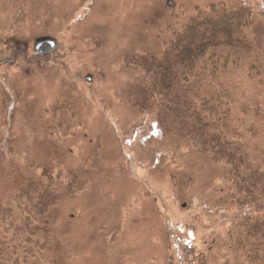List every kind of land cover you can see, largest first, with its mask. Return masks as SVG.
Returning <instances> with one entry per match:
<instances>
[{
  "label": "rangeland",
  "instance_id": "1",
  "mask_svg": "<svg viewBox=\"0 0 264 264\" xmlns=\"http://www.w3.org/2000/svg\"><path fill=\"white\" fill-rule=\"evenodd\" d=\"M210 4L264 11V0H0V208L27 178L59 183L36 257L17 219L0 221L19 264H240L227 167L138 108L131 62L162 49L171 17Z\"/></svg>",
  "mask_w": 264,
  "mask_h": 264
},
{
  "label": "trees",
  "instance_id": "2",
  "mask_svg": "<svg viewBox=\"0 0 264 264\" xmlns=\"http://www.w3.org/2000/svg\"><path fill=\"white\" fill-rule=\"evenodd\" d=\"M261 20L264 11L248 5L196 7L166 23L168 36L157 54L131 61L142 72L138 108L157 110L162 130L174 128L192 151L227 167L225 203L240 264H264V29L256 31ZM58 187L27 178L0 208V221L19 222L10 224L26 255L36 257L49 238L45 224L52 220ZM8 244L0 243V264L3 257L19 264L18 248Z\"/></svg>",
  "mask_w": 264,
  "mask_h": 264
},
{
  "label": "water",
  "instance_id": "3",
  "mask_svg": "<svg viewBox=\"0 0 264 264\" xmlns=\"http://www.w3.org/2000/svg\"><path fill=\"white\" fill-rule=\"evenodd\" d=\"M48 43H49V45H50V46H52V43H51V42H48ZM38 47H39V45H38V46H36V49H37Z\"/></svg>",
  "mask_w": 264,
  "mask_h": 264
}]
</instances>
